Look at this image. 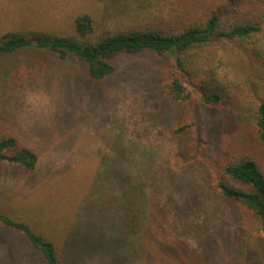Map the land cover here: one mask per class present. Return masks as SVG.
Returning a JSON list of instances; mask_svg holds the SVG:
<instances>
[{"label": "rangeland", "instance_id": "obj_1", "mask_svg": "<svg viewBox=\"0 0 264 264\" xmlns=\"http://www.w3.org/2000/svg\"><path fill=\"white\" fill-rule=\"evenodd\" d=\"M176 1L0 0V37L17 30L67 36L85 14L112 26L140 23ZM25 58L0 60V100L8 73ZM171 61L152 51L120 53L110 59L113 75L96 82L70 55L3 105L7 128L39 164L33 172L0 166V211L51 236L66 264H244L260 237L233 202L212 193L200 168H182L193 160L213 168L204 147L227 137L232 120L205 108L176 69L194 102L165 95L160 80ZM240 66L243 74L260 72L247 56ZM186 117L194 131L176 135ZM122 205L128 226L119 218ZM0 264L47 263L23 234L0 227Z\"/></svg>", "mask_w": 264, "mask_h": 264}, {"label": "trees", "instance_id": "obj_2", "mask_svg": "<svg viewBox=\"0 0 264 264\" xmlns=\"http://www.w3.org/2000/svg\"><path fill=\"white\" fill-rule=\"evenodd\" d=\"M171 3L168 12L159 8L140 23L112 26L85 14L76 18L75 28L67 36L34 30L3 34L0 60L18 53L26 60L15 74L8 73L9 87L0 100V166L33 172L39 164L37 154L7 128L2 108L17 88L41 77L49 66L72 55L86 66L94 81L102 82L115 72L110 59L117 54L152 51L168 55L174 62L163 70L162 92L176 102H194L193 92L176 69L199 91L205 108L232 120L227 137L218 139L213 148L204 147L214 157L213 168L201 165L200 160L199 165L193 160L182 168H200L212 193L234 203L242 224L260 235L244 264H264V0ZM244 56L259 73H242ZM194 128L191 118L186 117L174 132L183 135ZM126 198L130 202L134 196ZM122 207L119 218L128 226L126 214L130 210L128 205ZM133 217L131 213V221ZM0 227L23 234L47 264H66L56 241L28 223L0 211ZM134 229L131 225L127 232Z\"/></svg>", "mask_w": 264, "mask_h": 264}]
</instances>
